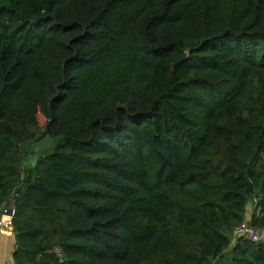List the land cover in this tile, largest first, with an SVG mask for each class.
<instances>
[{
    "label": "trees",
    "instance_id": "trees-1",
    "mask_svg": "<svg viewBox=\"0 0 264 264\" xmlns=\"http://www.w3.org/2000/svg\"><path fill=\"white\" fill-rule=\"evenodd\" d=\"M13 198L15 264H264V0H0Z\"/></svg>",
    "mask_w": 264,
    "mask_h": 264
},
{
    "label": "rangeland",
    "instance_id": "rangeland-1",
    "mask_svg": "<svg viewBox=\"0 0 264 264\" xmlns=\"http://www.w3.org/2000/svg\"><path fill=\"white\" fill-rule=\"evenodd\" d=\"M55 140L54 137L47 135L41 139L29 141L26 143V151L27 155L25 156V161L24 165L26 167L33 166L36 162V160L41 156V154L47 153L53 149ZM248 207L247 211L245 213L246 219L250 220V218L253 215V212L255 211V206H256V199L255 198H250L248 201ZM258 211H261L258 208ZM260 233L262 235V238H264V229L260 228ZM229 250L227 249L223 255H221L219 258L214 260L213 264H223L227 262L230 258Z\"/></svg>",
    "mask_w": 264,
    "mask_h": 264
},
{
    "label": "built area",
    "instance_id": "built-area-1",
    "mask_svg": "<svg viewBox=\"0 0 264 264\" xmlns=\"http://www.w3.org/2000/svg\"><path fill=\"white\" fill-rule=\"evenodd\" d=\"M16 212V208L13 207L11 211H9L8 207L4 209V213L6 214L5 219H0V229L4 227L13 226V216ZM237 236H245L254 241H264L262 235L260 233V228L256 225L252 224L250 220L242 221L233 231V241L237 238Z\"/></svg>",
    "mask_w": 264,
    "mask_h": 264
},
{
    "label": "crops",
    "instance_id": "crops-1",
    "mask_svg": "<svg viewBox=\"0 0 264 264\" xmlns=\"http://www.w3.org/2000/svg\"><path fill=\"white\" fill-rule=\"evenodd\" d=\"M4 210L0 214V219H5ZM16 247V236L13 226L0 229V264H15L14 250Z\"/></svg>",
    "mask_w": 264,
    "mask_h": 264
},
{
    "label": "water",
    "instance_id": "water-1",
    "mask_svg": "<svg viewBox=\"0 0 264 264\" xmlns=\"http://www.w3.org/2000/svg\"><path fill=\"white\" fill-rule=\"evenodd\" d=\"M185 57H186V55H184L180 60L176 61V62L174 63V65L177 64V63H179V62L182 61L183 59H185ZM7 207H8V209H9V211H11V209H12L13 207H15V198H13V199L11 200V202L9 203V205H8Z\"/></svg>",
    "mask_w": 264,
    "mask_h": 264
}]
</instances>
